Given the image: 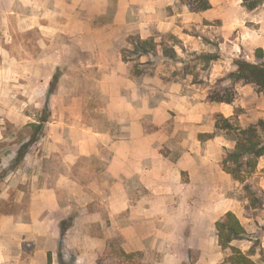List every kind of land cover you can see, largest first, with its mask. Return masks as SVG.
I'll return each mask as SVG.
<instances>
[{
	"label": "rangeland",
	"instance_id": "1",
	"mask_svg": "<svg viewBox=\"0 0 264 264\" xmlns=\"http://www.w3.org/2000/svg\"><path fill=\"white\" fill-rule=\"evenodd\" d=\"M199 1L161 0L154 11L148 0L145 12L138 4L128 16L137 32L122 51L125 63L114 58L105 69L129 72L136 80V123L125 127L128 121L120 124L100 110L104 99L94 88L100 79L71 77L56 48L62 41L22 30V16L32 9L20 0H0V264H29L31 256L44 264L53 247L59 264H102L112 239L128 252L142 251L153 264H231L232 249L219 245L216 230L228 211L251 235L233 244L264 264V156L246 181L234 179L222 162L236 136L216 128L219 114L239 126L264 118V91L226 77L238 58L264 62L257 57L259 49L264 53V1L250 9L244 0H209L210 9L194 11ZM137 37L152 39L158 56L130 53ZM166 49L177 58L165 57ZM209 53L218 59L207 66L203 55ZM87 91L94 94L85 96ZM216 92L234 101H210ZM101 136L135 141L137 151L149 155L143 162L154 169V182L163 174L168 186L145 191L140 174H106L110 155L84 157V140L106 149L110 141L103 144ZM247 184L259 192L257 207ZM113 186L120 197L149 198L147 223L137 208L131 234L128 205L121 208V200L112 206ZM95 195L90 210L97 220L86 214L82 220L79 200ZM53 200L73 206L58 237Z\"/></svg>",
	"mask_w": 264,
	"mask_h": 264
},
{
	"label": "crops",
	"instance_id": "2",
	"mask_svg": "<svg viewBox=\"0 0 264 264\" xmlns=\"http://www.w3.org/2000/svg\"><path fill=\"white\" fill-rule=\"evenodd\" d=\"M27 8H31V14H24L22 30H33L38 33L54 37V40L62 41L57 45L59 53L66 59L65 65L72 72L73 79L98 80L94 84L97 89L96 94L104 99V106L100 109L105 116L120 124L128 121V124L122 123L125 127L135 126V101H136V84L129 72L122 70L106 71V66L112 64L114 58L116 63L124 64L122 56L123 49L128 47V37L135 32L136 25H128L130 21L128 16L138 4H141L145 12V5L148 0H20ZM151 0L150 9L155 11L156 6H163L161 0H155L153 6ZM149 9V8H148ZM162 11V9H160ZM31 25L29 26V24ZM153 25H151L152 27ZM165 26V25H164ZM84 54V56H83ZM69 56H72L71 59ZM88 57L89 59L85 58ZM116 56V57H115ZM84 57V58H83ZM74 58V59H73ZM123 67V66H122ZM102 74V75H101ZM93 89V90H95ZM94 93L86 92L85 96ZM89 97V96H88ZM87 97V99H88ZM119 124V125H120ZM92 126V125H91ZM85 128L90 127L84 124ZM107 136L106 133H104ZM100 141L106 145L104 151L94 149L88 145V141L84 140V157L87 159L106 160L111 156L112 163L107 168L108 175L120 177L121 175L129 176L140 174V180L145 191H157V185L168 186V179L163 174L155 175L154 169L147 167L143 161L149 158V155L143 152H138L136 142L132 139L128 141H111V138L99 137ZM107 149L110 152H107ZM175 180L180 179V171L175 173ZM119 188V186L117 187ZM112 206L116 203L123 208L128 205L130 216V234L133 232V221L137 220V208L139 212L143 211L145 223H147L149 198L144 194L140 200H135L134 197H120L119 192L112 187ZM76 194V193H74ZM98 197L95 195L92 199L84 201L79 200L80 216L82 220L86 217L97 220L98 214L93 213L90 209L94 207ZM77 201V200H75ZM78 202V201H77ZM50 206L57 214L53 219L57 222L56 236L61 233V220L66 216L67 209L72 204L67 203L62 205L60 201H50ZM73 207V206H72ZM63 213L64 216H60ZM59 215V216H58ZM139 216H142L141 214ZM134 218V219H133ZM49 253L52 255L51 264H59L56 255L57 247L48 249L45 255V263L49 264ZM29 264H39L35 261L34 256L30 257ZM86 264H90L86 262Z\"/></svg>",
	"mask_w": 264,
	"mask_h": 264
},
{
	"label": "trees",
	"instance_id": "3",
	"mask_svg": "<svg viewBox=\"0 0 264 264\" xmlns=\"http://www.w3.org/2000/svg\"><path fill=\"white\" fill-rule=\"evenodd\" d=\"M263 1L244 0V3L248 8L254 9L262 4ZM210 8L211 4L209 0H200L199 5L195 7L194 11H204ZM133 44L134 49L129 52L136 57H143L147 54L158 56L157 44L152 39H141L137 37L133 40ZM164 56L175 59L178 55L174 49H166ZM257 57L258 59H263L264 53L262 49L257 51ZM203 58L207 66H210L213 61L218 59L217 55L213 53L205 54ZM235 65L236 69L226 76L228 79L234 83H252L264 91V62H253L245 58H238L235 60ZM136 74H138L137 71ZM210 101L231 104L234 101V96L216 92L210 95ZM216 128L228 133H234L236 136L234 148L228 151L223 159L222 164L224 170L230 173L234 179L242 182L246 181L248 176L256 170L259 158L264 156V118L246 126H239L234 124L231 119L219 114L216 117ZM40 129H42V126ZM23 156L24 152L20 150L19 158ZM245 187L251 194V206L257 207L260 200L258 196L259 192L253 190L249 184ZM216 230L219 245L225 249H232V254L229 256L231 264H255L249 255L243 253L233 244L234 241L250 240L251 238V235L234 212L228 211L222 216L216 222ZM109 247L110 251L106 253L102 264H153L144 258L145 254L142 251L128 252L122 246H116L115 239L110 241ZM262 261L264 262V253H262ZM51 262L52 255L49 253V264Z\"/></svg>",
	"mask_w": 264,
	"mask_h": 264
}]
</instances>
